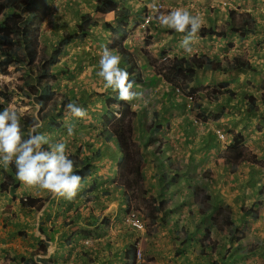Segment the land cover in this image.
<instances>
[{
  "label": "crops",
  "instance_id": "0c3cea01",
  "mask_svg": "<svg viewBox=\"0 0 264 264\" xmlns=\"http://www.w3.org/2000/svg\"><path fill=\"white\" fill-rule=\"evenodd\" d=\"M51 1H53V19H56L57 22L52 20L50 27L46 30L42 29V33L46 32L48 35L54 36L61 24L60 20L66 15L59 0L57 3L54 0H48V3ZM95 1L69 0L68 3L71 4L70 9L74 6V9L78 10L77 12H92ZM158 1L164 2L165 5V12L159 13L158 16L177 8H183L189 10L193 15H200L204 21L203 26L218 25V23L224 26L228 20V9L231 8L237 11H250L253 15L260 14L258 19L261 21L256 20L258 21L257 25L264 23V13L258 8L262 0H122L123 4L130 3L135 13L128 20V29L131 30V33L125 41L127 48H136V46L133 47V40L139 32L137 22H140L141 16L143 17L148 12L151 13ZM94 16L110 22L114 19V11L97 12L94 13ZM158 16L148 25L147 34L150 39L147 35L144 37L149 41V47L153 48L152 56L160 58V56H190L194 53H204L212 59L221 60L227 57L231 60L232 56L243 54L251 63L252 68L256 69L254 72L250 70L232 71V69L221 71L199 69L196 71L190 86L201 91L199 101L203 104V108L202 110L194 109V111L198 110L204 120H207L200 128L195 127L192 121L187 119L189 110L185 106L184 97L160 75L153 74L149 67L145 70L143 82L137 83L140 87H135V91L144 92V97L137 100L138 107L142 105L138 109L141 116L137 117V121H140L141 126L144 123L145 126L157 127V132L154 133V136L152 135V138L157 139L158 135L164 136V142L157 141L153 147L155 149L141 147L139 153L143 157L141 163L143 185L149 190V193L155 192L156 195L167 200L164 213L165 223L161 226L158 225L156 229L149 231L145 236H143V232L140 234L132 232L121 224L119 220L125 212L127 198L124 188L117 178L116 166L113 165L109 168L107 166L105 172L102 171V175L93 173L97 181H102L97 187L100 195L93 201L82 202L87 194L86 196L79 195L80 199H77L78 194L85 190L93 180V178H88L84 181L86 184L81 182L82 187L73 199L71 206L66 202L69 200L54 198L49 193L43 197L36 196L40 197L41 201L32 208L21 204L23 206L18 210L17 215H22V218L26 214L24 213L26 208L37 209V220L33 225L36 226V229L31 231L34 236L32 241H36L37 245L33 246L37 248L38 241L48 238L46 254L7 257L6 251L5 256L0 255V264H25L22 258L30 257L35 264H46V262L50 264H133V256L130 251L133 243L139 242L137 238H139L144 252L148 251L159 255L149 260L148 264H210L209 258L204 255L202 260L196 258L194 250L198 245L205 248L206 251L213 243L216 249L222 240L229 245V233H227L221 218L213 210L211 203L214 205L228 204L231 208L229 218L232 219L233 211L235 222L240 223L243 216L239 207L244 204V200L252 202L260 196V190L264 185V170L260 169L258 164L249 161L246 162V171L238 173L237 167L231 166L221 155L224 145L215 136L213 129L219 127L224 131H229L232 123L238 119L232 116V107L236 108L240 91L246 88L243 81L255 79L257 74L264 70V47H261L264 45V33L261 32L262 29L261 31L257 30L256 33L244 39L229 31L223 35H198L196 42L191 45L193 51L189 54L181 47V41L185 34L161 27L157 19ZM96 22L95 26H98H93L95 28L92 34L90 33L85 38L75 40L68 45L65 58H72L84 51L90 59L93 58L99 62L103 48L108 47L110 33L101 25V22ZM142 39L138 43H142ZM88 41H90L89 44H87ZM254 42L258 43L259 48L255 44L252 45ZM109 49L118 53L114 49ZM70 53L72 56L69 55ZM121 64L123 65L122 58ZM8 69L11 70V68ZM96 70L99 71V69ZM85 75L86 73L82 80L86 81L90 87L94 86L93 79H90L88 75V81L85 79ZM1 76L0 73V79ZM97 78L101 82L102 78L99 76ZM220 82L226 83V88L231 93L233 89L234 93L213 95L204 92L205 89L217 86ZM252 82L254 83V81ZM250 116L252 120L254 114ZM258 128H260L259 137L264 145L263 118ZM245 129L247 131L248 127ZM139 132H136L137 136L141 135ZM141 132L144 134L142 130ZM229 132L231 133V131ZM150 134L151 131L147 130L144 139L147 140ZM260 152L261 156H264V149ZM94 167H96V163ZM167 169H170V172ZM173 172L177 173L174 177H172ZM195 186H199V189H203V192L208 195L206 207H203L201 197L194 198L196 194L190 189H194ZM102 191L106 194L101 195ZM9 195L10 192L4 197L7 200L0 205V215L4 216L10 208L8 200H11L13 196L9 197ZM237 197L242 200H238ZM77 200L80 204H77ZM262 201L263 205L259 209L258 218L255 220L247 218L241 242L242 246L255 244L257 247L253 253L240 258L236 264H256L258 259L264 261V199ZM233 206H238V208ZM93 218L98 220L96 224H85L87 220L90 221ZM104 218L107 219L108 224L102 223ZM218 219L223 225L217 223ZM199 222L203 224L202 227L209 226L211 228L212 233L208 237L201 232L202 227L195 225ZM82 233L87 236V239L90 238L88 244L83 243ZM3 244L7 245L8 243L0 242V246L3 248L0 253L5 250L6 245ZM174 246L175 251H173ZM222 246H218L217 250L214 249L212 252L214 258L218 257L222 249L226 250L225 244L224 247ZM161 248L164 249L162 252ZM182 250L185 251L182 252ZM228 254L230 251L225 252V256ZM222 264H232V262L225 260Z\"/></svg>",
  "mask_w": 264,
  "mask_h": 264
},
{
  "label": "trees",
  "instance_id": "16d2710c",
  "mask_svg": "<svg viewBox=\"0 0 264 264\" xmlns=\"http://www.w3.org/2000/svg\"><path fill=\"white\" fill-rule=\"evenodd\" d=\"M47 2V0H0V55L2 56L0 59V71L2 73H7V67L10 65H15V70H18L17 66L25 65L26 70L20 75L21 78H23V82L22 85L18 87V90L23 94H27L25 88L28 90L30 87L33 88V92L35 93L34 100L39 105L38 113H40L42 119L47 122L48 127L55 128L56 117H63L67 112L66 105L69 102H75V100L71 99L67 95L65 96L63 93H61L58 98L56 97V93H54V90L52 89L53 82L51 79V66L59 60L60 54L68 43L75 38L86 37L90 34L91 28L97 23L96 21L101 19L93 17L90 13L79 14L75 30L73 32H64L57 43L50 48V52L44 53L39 47L38 34L40 31L39 26L44 20L46 14ZM118 3L119 0H97L93 10L94 12L101 13L114 10V24L106 21H104L103 24L106 28L110 29L113 34L121 32L120 38H115L114 44L118 46L122 57L126 61H129L130 65L127 69L129 78L137 82L141 79L138 78L139 73H137L136 76L133 75V67L135 66V63L134 61L130 62V52L127 51L124 45H122L125 29L121 20L125 21L129 17L130 12H132V7L128 4H122L121 7H118ZM237 16H239L240 19H238ZM227 25L230 30L237 33L240 38H244L249 34H254L257 31L255 18L249 12H240L237 14L234 9L230 10ZM216 29L217 26L215 25H210L208 27L202 26L198 33L200 35L218 33L223 35L224 30L218 32ZM198 69H211L216 71L232 69V71L250 70L252 72L256 70L252 68L249 60L242 58L240 55H234L229 61L227 58H224L223 61H218L211 59L206 55H192L191 57H174L171 59L169 64L166 66L165 72L162 73V77L173 87H178L181 91H185L187 88H189V91H193L192 87L189 85L194 80L195 73ZM2 86L0 85V96H2L7 102L10 99L9 93L5 90V88H7L5 86L7 85ZM262 86H264V84H262ZM218 87H222L224 90L231 93V91L226 88V83L224 82H220ZM218 87L212 88L211 92H220ZM240 94L243 96L247 107V112L245 114H257L256 111L258 110V105L256 97L250 95L244 90L241 91ZM27 95L30 96L29 94ZM49 98L50 103L47 101ZM60 98H62V100ZM262 101L264 103V98ZM57 103H59L58 106ZM116 103L118 104L116 110L119 113V117L115 115L114 110L111 108V106ZM131 104L132 103L120 101L117 92L108 96L106 104L104 105L105 112L102 115L103 128L98 132V136H103L104 141L106 142L115 139L121 151L117 172L121 185L126 191V198L128 201H131V198L134 197L135 188L140 187L143 182L140 165L142 158L140 156L136 157L135 151L132 149L133 126L131 120L134 116V110L132 109ZM196 106L200 107L201 103H196ZM106 108L108 109L106 110ZM0 110L3 109L0 108ZM34 121L35 119L30 117L28 114L22 115L21 126L25 132V136ZM244 140L245 135L241 130L238 129L232 132L225 154L228 162L236 163L237 161L242 160V147L244 145ZM75 142L77 141L74 140V138H70L62 143L66 144L69 158L74 161L75 169L82 177V181L84 182L87 178H93L90 185L78 194L77 199L80 197L79 195L86 196L87 194L82 202L93 201L98 198V195H100L97 187L100 186L102 181H97V179L94 178L93 170L95 166V158L101 151L96 149L94 153L88 151L82 153L84 148L82 143L76 146V149L69 147L70 145H75ZM45 148H48V146L45 145ZM14 176H16L14 164L7 170L3 168V176H0V192H7L9 190L12 193L11 196H13V198L15 197V190L19 184ZM105 194L106 193H104V191L101 192V195ZM260 196H264V189L260 190ZM159 198H162V196ZM148 199H150L149 204L156 212L163 210L165 200L151 196ZM39 201H41L40 197L28 196L25 201L21 200L20 202L24 206L32 208L37 205ZM66 202L69 206H71L73 200ZM206 203L208 204V202ZM206 203L203 201V207H205ZM77 204H80L78 200ZM256 205H253L254 209L251 208L250 211H246L245 207L242 208L241 210L243 211L244 217L249 213L253 218H257V211L255 210ZM150 215L152 216L153 214L151 213ZM228 215L229 213H227L226 218L222 217V223L224 224L227 233H229V245H227L224 240H222L218 245L219 247L221 245L224 247L225 244L227 247L226 250L222 249V252L219 253L218 257H216L218 259H216L212 255V252L215 249L214 243L210 245L208 251L198 245V247L194 250L197 259L202 260L204 255L209 258L208 262L210 264H222L225 260L232 262V264H236L240 258L247 257L249 254L254 252V249L257 247L255 244L246 246L241 245L244 237L243 229L246 225L245 218L241 219L240 223H237L235 222L233 215L232 219H230V216ZM152 217H154V215ZM97 222L98 220H94L93 218L90 221L87 220L85 224L94 225ZM102 223L108 224L107 219H102ZM195 225L197 227H202L203 224L199 222ZM210 229L211 228L209 226L202 227L201 232L208 237L212 233ZM82 234V237H86L84 233ZM47 240L48 238L38 241L37 249L31 254L45 255L47 251ZM218 246H216L215 250H217ZM184 251L185 250H182V252ZM226 251H230V254L225 256ZM231 251H234L232 255ZM130 252L133 255L134 248H131ZM22 260L25 264H35L31 257L28 259L22 258ZM46 264L50 263L46 262Z\"/></svg>",
  "mask_w": 264,
  "mask_h": 264
},
{
  "label": "clouds",
  "instance_id": "9594fccd",
  "mask_svg": "<svg viewBox=\"0 0 264 264\" xmlns=\"http://www.w3.org/2000/svg\"><path fill=\"white\" fill-rule=\"evenodd\" d=\"M91 2H94V0H91ZM48 4L50 5V2L49 3L47 2V9H46L45 17L49 14L50 9H51V6H49ZM122 4H123L122 0H119L118 7H121ZM128 5H130V3ZM154 7H155V5H154ZM93 8H94V6H93ZM164 9H165L164 2L158 1L155 9L153 11H151V13L148 12L143 17L141 16L140 22H137V27L139 28V32H138V35H135L134 41L138 42L141 38H143L142 39V43H143V40L145 37L144 34L147 32L148 25L152 21L155 20V18L158 16L159 13L165 12ZM230 10H232V8L228 9V20H229V11ZM111 11H114V10H111ZM235 11L237 12V14H239L240 12H249L255 18V16L250 11H246V10H242V11L235 10ZM81 13H90L93 17L99 18V17L94 16V13H97V12H94L93 9H92V12H90V11L89 12L88 11L80 12L79 11V12H77V15L75 18V21H76L75 26L78 22V15ZM134 14L135 13H134L133 8H132V12H130L129 17H131ZM45 17H44V20H45ZM129 17L125 21L121 20V22L123 23L122 25L125 29L124 40L122 42V45H124V47L127 49V51L130 52V58H129L130 62L134 61V63H135V66L133 67V71H134L133 75L136 76V74L139 73L138 78L141 79L137 82H135L129 78V73L127 71V69L129 68V65H130L129 61L128 60L126 61L122 57V54H121L118 46L114 44L115 38H120L121 32L113 34L110 29H108L104 26V24H103L104 20L103 19L100 18L101 20L98 21V22H101V25L104 28H106L110 33V36L108 39V47L111 49H114L116 52H118L121 55L120 56L118 53H114L107 46H105L103 48L102 54L100 55V59L98 62L99 63V71L97 72V75L102 78V80L104 81V88L106 91H108V93H105V100H103V107L102 108L104 111L102 112V110H101L102 108L100 109L102 112V115L105 112L104 105L106 104L108 96H111L113 93H116V92L118 93V98L120 101L132 103L131 107L134 110V114H136L137 109H135V108L138 107L137 100L142 99L144 97V92L143 91H135V87H137V88L140 87L137 83L143 82L144 77H145L146 68L149 67L152 70V71L151 70L150 71L153 74H157V75H160L162 77V73L165 72L166 66L169 64L171 59H173L174 57H191L192 55H206L207 57L211 58L209 55L204 54V53H200V54L194 53L190 56H173V57L160 56V58H158V57H154V56L151 57L147 51L142 49L143 46L139 47V49H136L137 47L134 49H130L129 47L127 48L125 41L130 36V33H131V30L128 29V25H129L128 20H130ZM237 17H238V19H240L239 16H237ZM157 19H158V22H159L161 27L174 30L177 33L185 34L182 38V41H181V47L184 49V51L186 53L191 54L193 51V48L191 45L196 42L197 36L200 35L198 32L204 23L202 17L200 15H193L187 9L177 8V9L171 10L167 14H163V15L158 16ZM228 20H227V22H228ZM255 21H256V18H255ZM106 22H109V21H106ZM110 22L112 24H114L115 12H114V19H113V21H110ZM227 22L224 26H222L223 24H219V23H218V25L217 24H212V25L217 26L216 31H218V32L224 30L223 34H225L226 31H229L232 34H237V33L232 32L230 30L229 26L227 25ZM256 24H257V21H256ZM96 26H98V25H96ZM208 26H210V25H208ZM208 26H204V27H208ZM40 27H41V25L39 26V30H40L39 34H38L39 36H41V34H42V29H40ZM95 27H93V29L91 28V31H90L91 34L93 33ZM257 27H258V25H257ZM74 30H75V27L72 31L64 29L62 31V34L64 32H73ZM62 34L60 35V37H58V40L61 38ZM206 35H212V34H205V35H200V36H206ZM250 35H252V34H249V35L245 36L244 38H246ZM39 36H38V40H39L40 50H42V52H44V53H49L50 48L53 45H49V47H48L49 50H46L45 46L42 47L40 45ZM238 37L240 38L239 35H238ZM132 38H133V36H132ZM81 39L82 38H75L70 43H68L64 47L62 53L59 56V60L56 63L61 61V56H63L65 54V52H66L65 49L69 44H71L75 40H81ZM237 55H240V56H242V58H244L243 54H237ZM1 58H2V56H1ZM121 58H122V62H123L124 66L121 64ZM225 58H227V57H225ZM213 59L218 60L215 58H213ZM244 59H246V57ZM223 60H224V58L221 60H218V61H223ZM157 61H159V63ZM228 61H229V59H228ZM56 63L51 66L52 82H53V79H57V77H54L57 74H55L52 71V68L55 67ZM120 64L122 65L121 67H120ZM157 67H159V68L156 69ZM8 68H11L12 71ZM15 68H16L15 65H10L7 67V73H2L0 71V73L2 74L1 77L5 76V77L10 78V80H11V77L13 78L12 81H10L8 83H4V82H2V78L0 79V85L1 86L7 85V86H5V87H7V88H5V90L10 95V99L7 102L5 101V99L2 96H0V101L3 102V104H0V108L3 109V110H0V166H2L5 170H7L10 166H12L14 164L15 169H16L17 179L19 181L23 182L25 185H27L29 187L39 188L40 190L46 191L47 193L51 194L54 198H63V199L69 200V201L73 200L77 196L78 192L80 191V189L82 187V183H81L82 177L77 173V171L75 169L74 161L69 158L66 144L62 143L63 141L61 142V140H57V139H55L53 142H51L53 140V138L49 137L46 133H42V132L38 131V129L43 127V121H45V120L42 119V121H40L36 117L30 116L29 113H21L17 109V107L8 105L9 103H16L15 100H13L14 98H16L13 95L16 94V95H18V97L21 100L27 99V100L31 101L32 104H35L36 107H38L37 110L39 112V105L34 100L35 93L33 92V88L30 87L29 90L27 88H25V91L30 96H28L27 94H23L18 90V87L21 86L22 82H23V78H21L20 75L23 71L26 70L25 65L24 66H17L18 70H15ZM155 69H156V71H155ZM209 70H211V69H209ZM260 72L261 73L257 74V77L255 79H253V80H246L245 79L243 81L244 86L246 87L243 90L248 92L250 95H253L254 97H256L258 110H259L260 106L262 104H264L262 101L264 98V96H263L264 86H262V84H264V70H262ZM252 81H254L255 84L259 82L258 86H256ZM54 87H55V85L53 82L52 89L54 90V93H56V97L58 98L61 94L58 95L57 91L54 89ZM217 87H218V85L211 87V88H208V89H205L204 92H206L208 94H213V95L221 94V93H230L229 91L224 90V88H222V87L221 88L218 87L220 89V92L216 91L215 93H212L211 89L217 88ZM173 88L175 89L176 92H178L180 95H182L184 97L185 106L190 112L198 114L196 111H194V109H198V110L201 109L202 110L203 104L199 101V94L201 93L200 90L195 89L193 87H192L193 91H189V88H187L185 91H181L178 87H173ZM243 90H241V91H243ZM232 92L234 93L233 89H232ZM188 93H190L193 96V101H192V104L190 107L187 106V100H186V96L189 95ZM230 94H232V93H230ZM47 101H48V103H50V98ZM196 103H201V106L197 107ZM243 105L246 106L245 100H244L243 96L240 94V98L238 100V104H237L236 108L238 106H243ZM117 106H118V104L116 103L115 105H112L111 108L114 110L115 115L117 117H119V113L116 110ZM107 109L108 108H106V110ZM66 110L72 117H75V118L86 119L88 117L87 109H85L82 106H79L75 102H69L66 105ZM258 110L256 111L257 113H258ZM23 114H28L30 117L35 119V121L31 124L26 136H25V132L23 131L22 126H21V119H22ZM250 115H252V114H250ZM199 117H202V119L204 120L203 115H200ZM262 118L264 119V116H262ZM236 120H238V119H236ZM205 122H207V120H204V122L198 121L197 118H194L192 120L193 125H195V127H197V128H200L203 125V123H205ZM102 128H103V123H102V126L99 129V131L102 130ZM156 129H157V127H154V128L152 127L150 135L156 133L157 132ZM216 130H220L224 134V139H220L218 137ZM239 130L243 131V129H239ZM244 130H246V129H244ZM213 131H214L215 136L224 145V147H223L224 160L227 163H229L231 166L236 167L238 164L228 162L226 160V155H225L226 154V147L230 142L232 132H234V131H232V127H230V130H229V131H231V133L229 131H224L219 127H215L213 129ZM133 133H134V130H133ZM68 134L69 135L73 134L71 128L68 129ZM243 134H244V131H243ZM244 135H245V140H244V143H245V141H247V139H248V135L247 134H244ZM100 137H102V141L104 143L109 142V141H107V142L104 141L103 136L100 135ZM73 138L77 141L76 137H73ZM73 138H71V139H73ZM148 139H150V138H148ZM110 141H112V140H110ZM79 142L82 143L81 141H79ZM82 144H84V143H82ZM45 145H47L48 148H45ZM140 157L143 160L142 155H140ZM119 159H120V156H119ZM118 162H119V160H118ZM118 162L116 165V169L118 167ZM141 163H140V165H141ZM167 171L170 172V169H167ZM141 172H142V167H141ZM173 173L174 174H172V177H174L177 174L176 172H173ZM117 174H118V172H117ZM117 178H118V176H117ZM118 180H119V178H118ZM143 182L141 185H143ZM261 189H264V186ZM145 191L147 193L146 199H148L151 196L154 198L156 197L158 199L165 200L163 197L159 198L160 196L156 195L155 192L149 193V190L147 188L145 189ZM9 192L10 191L8 190L7 193H9ZM124 192L126 195L125 189H124ZM198 192H201L202 201H204V203L208 202L207 201L208 195L203 192V189H199V186H195L194 187V194H196V196H197ZM10 194H12V193L10 192ZM133 196L134 197L131 198V201L127 200L125 212L119 221L121 222V224L128 227V229H130L132 232L135 231L138 234H140L143 231H145V222H144L142 216L140 215L138 209L133 205L134 204L133 201H135V197H136L135 191H134ZM22 199L25 201L27 199V197L25 196ZM262 199H264V196H259L258 198L255 199V201L253 200L252 202H250L249 205L242 204L239 207V210L242 213L243 218L246 217V221H247V218H250L251 220H255L258 218L259 209H260V206L263 202ZM166 201L167 200H165L163 210L157 212V213L163 214V219L165 221H166V217H165L164 213H165V206L167 204ZM256 203H257V205H256ZM211 204L213 205V210L215 209V211L217 212V215L221 218V221L223 218H226L227 213H229L228 216H230L231 208L228 204H225V205H214L213 203H211ZM253 205H256L255 210L257 211V218H253L249 213L246 214L244 217L243 211L241 209L245 207L246 211L247 210L250 211V209L254 207ZM206 206H207V203L205 204V207ZM152 210L155 211L153 208H152ZM130 211L138 212L140 219L144 223V229L142 231H136V230L132 229L131 227H129L128 225L123 223L124 215ZM241 213H240V215H241ZM232 215H233V211H232ZM81 238L83 240V243H85V244L89 243L90 238L87 239V236L86 237L81 236ZM137 239L139 242L135 241L133 243L132 248H134V249H135V246L137 245V243L141 246L139 238H137ZM141 248H142V246H141ZM143 252H144V250H143ZM144 255H145V253H144ZM132 256H133L132 263L135 264V254H133ZM256 264H264V261H261L260 259H258Z\"/></svg>",
  "mask_w": 264,
  "mask_h": 264
},
{
  "label": "rangeland",
  "instance_id": "374dc122",
  "mask_svg": "<svg viewBox=\"0 0 264 264\" xmlns=\"http://www.w3.org/2000/svg\"><path fill=\"white\" fill-rule=\"evenodd\" d=\"M55 3H57L58 0H54ZM69 0H59L60 5L63 7L64 18L60 20V26L58 27V31L53 36L52 34H47L46 32H43L41 36H39L40 39V45L42 47H46V50H49V45H54L57 43L58 37L62 34V31L64 29L67 30H73L75 27V18L77 15V10L74 9V6H72V9H70L71 4L68 3ZM91 1V0H90ZM53 1L50 2L51 9L49 14L45 17V20L40 24V29L45 30L50 27V23L52 20L57 22L56 19H53ZM258 8L261 10V12L264 13V0L261 1V3L258 5ZM75 10V11H72ZM263 10V11H262ZM56 13V9H55ZM256 20L261 21V19H258L257 14H254ZM257 21V22H258ZM258 30L262 31L264 33V23L261 25L259 24L257 27ZM148 37L147 32L144 34V36ZM149 38V37H148ZM150 39V38H149ZM132 41V40H131ZM134 41V40H133ZM148 40L144 39L143 43H138L137 41H134L133 47L136 45V49H139V47L143 46L142 49L147 51L151 57H153L151 54L153 53V48L149 47L150 44H148ZM90 41L87 42L89 44ZM256 45L257 48H259L258 43L254 42L252 45ZM240 45V44H239ZM261 47H264L262 45ZM68 46L66 47V51L68 50ZM72 56V54H69ZM86 52H80L78 55L73 56L72 58H65V54L61 56V61L56 63L55 67L52 68V71L57 74L54 77H57V79H53L54 82V89L57 91V94L60 95L63 93L65 96L67 95L71 99L75 100L76 104L79 106L84 107L87 109L88 117L86 119H79L72 117L68 112L65 113V116L61 118L55 119L56 123V129L50 128L47 126V122L43 121V127L38 129L39 132L46 133L49 137L57 140H61V142H65L64 140H68L70 138L76 137L77 142H75V145L69 146L72 149H76V143L79 145V141L84 143V148L82 150V153L85 151L94 153L96 149H99L101 152L96 156L95 163L96 167H94L93 173L95 175H102L101 173L105 172V169L109 167H113L117 165V162L119 160V156H121V151L116 143L115 139H112V141H109L107 143H104L102 141V137L98 136V131L102 126V112L103 110V100H105V93H108V91L104 88V81H99L98 76L96 73L99 69V63L95 59L91 58L89 56H86ZM244 56V55H243ZM245 58V56H244ZM70 60V62H69ZM159 63V61H157ZM157 67L156 69H158ZM155 69V71H156ZM88 70V71H87ZM12 71V69H11ZM90 72V73H89ZM85 75V79L89 81L88 75L90 76V79H93L94 86L90 87V85L83 81L82 78ZM89 73V74H88ZM88 74V75H87ZM259 77V76H258ZM8 77L3 76L2 82L8 83L12 81ZM260 79V78H259ZM259 83V82H258ZM258 83H256L258 85ZM151 86V85H148ZM11 88V87H10ZM263 92V91H262ZM264 94V92H263ZM16 103H9V106L17 107V109L21 113H29L30 116L36 117L40 121H42V117L40 116V113H38V110L35 104H32L31 101L27 99H20L18 95H13ZM62 100V98H60ZM0 104H3L2 101H0ZM59 103H57V106ZM142 106V105H141ZM140 106V107H141ZM116 107V106H115ZM140 107H137L136 114H134V117H132L131 123L133 126L134 133L132 134V149L135 151L136 157L140 156L139 150L141 147L143 149L148 148L152 149L156 144L157 141L162 140L164 142V136L158 135V138H152V135H150V139L146 140L144 139V135H146L147 130L151 131L152 127L145 126L144 123L141 126L140 121H137V117L141 116V113H138V109ZM102 108V109H101ZM102 112H101V110ZM262 109V110H261ZM187 119L189 121H192L194 118H197L198 121L204 122L202 117H199L200 114L196 110L198 114L192 113L190 111ZM247 112V107L245 105L238 106L236 109L232 107V116L234 118H238L235 122L232 123V131H236L238 129H243L244 132H247L248 139L245 141L242 149H243V159L242 161L239 160L236 162L238 164L237 171L238 173H243L246 171V162H253L255 164H258L259 168L264 170V156H261L262 149H264V145L262 140L260 139L259 131L260 128L258 126L261 123L262 116H264V104H262L258 110V113L254 115L253 119L251 120V116L248 114H245ZM241 118V119H240ZM191 119V120H190ZM166 126V125H165ZM227 127V126H226ZM231 127V126H230ZM248 127L247 131L244 129ZM72 129V135L68 134V129ZM141 130L144 132L142 134ZM137 131H140V136H137ZM146 131V132H145ZM81 134V135H80ZM75 140V139H74ZM73 144V143H72ZM77 145V146H78ZM155 149V148H153ZM141 151V150H140ZM147 151V150H146ZM223 149L221 151V155L223 156ZM148 156L149 155V152ZM110 158V159H109ZM224 158V156H223ZM104 160V161H103ZM116 162H115V161ZM104 170V171H103ZM103 171V172H102ZM2 173V174H1ZM0 176H3V167L0 166ZM241 176V175H240ZM15 179L19 182L18 187L15 190V197L11 198V200H8L10 202L9 210L5 212V215H0V227H2V230H0V242L1 243H8L3 244L6 245L5 250L0 253L1 256H37L38 254H31L34 250L37 248L33 245H37L35 243L36 241H32V238L34 239V236L31 231L36 229V226H33L36 223L37 220V209H27L24 211L25 216L22 218L21 216H18V210L22 208L21 206V200L25 196L28 198V196H38L41 195V197L45 196L47 192L40 190L39 188L35 187H29L25 185L23 182L19 181L16 176H14ZM235 181V180H234ZM146 187L144 185H141L140 187L135 188V201H133V205L138 209L140 215L142 216L144 222H145V231H143V236H145L149 231H152L156 229V227L159 225L165 223V220L163 219V214L157 213L152 210V206L149 204L150 199H146ZM143 190V191H142ZM192 192L194 189H190ZM5 194V195H4ZM9 193L0 192V205L3 204V202L7 199H4ZM11 197V194L9 195ZM201 197V192H198L197 197L194 196L195 199ZM10 199V198H9ZM238 200H242V198L237 197ZM245 205H249L250 201L244 200ZM263 204H261L260 209ZM235 208H238V206H233ZM8 213V214H6ZM153 214L154 217H152L150 214ZM217 223L222 224L220 220H216ZM223 225V224H222ZM23 228V229H22ZM6 229V230H5ZM158 231V229H157ZM156 243V242H155ZM142 246V245H141ZM1 247V246H0ZM9 248V249H8ZM143 248V247H142ZM3 249L2 247L0 250ZM175 246L173 248V251H175ZM164 249L161 248V252ZM168 250V247H167ZM167 250H165L167 252ZM234 252V251H233ZM231 251V255L233 253ZM145 255V264H148L149 260L154 259V256H159L158 254H152L147 251L144 252ZM175 253V252H174Z\"/></svg>",
  "mask_w": 264,
  "mask_h": 264
},
{
  "label": "built area",
  "instance_id": "2783aa9c",
  "mask_svg": "<svg viewBox=\"0 0 264 264\" xmlns=\"http://www.w3.org/2000/svg\"><path fill=\"white\" fill-rule=\"evenodd\" d=\"M189 95L186 96L187 106L190 107L193 101V96L188 93ZM216 133L220 139H224V134L220 130H216ZM123 223L131 227L136 231H142L144 229V223L140 219L138 212L130 211L124 215ZM135 254V264H144L145 257L144 252L141 246L137 243L134 249Z\"/></svg>",
  "mask_w": 264,
  "mask_h": 264
}]
</instances>
